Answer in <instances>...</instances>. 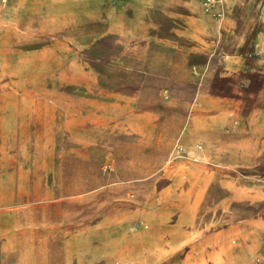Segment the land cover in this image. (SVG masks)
Instances as JSON below:
<instances>
[{"label":"rangeland","instance_id":"1","mask_svg":"<svg viewBox=\"0 0 264 264\" xmlns=\"http://www.w3.org/2000/svg\"><path fill=\"white\" fill-rule=\"evenodd\" d=\"M221 1L0 2V264H264V52Z\"/></svg>","mask_w":264,"mask_h":264},{"label":"crops","instance_id":"2","mask_svg":"<svg viewBox=\"0 0 264 264\" xmlns=\"http://www.w3.org/2000/svg\"><path fill=\"white\" fill-rule=\"evenodd\" d=\"M226 2L230 3H246V5H244V9L245 10H240L243 14V18L245 23L242 22L240 29H244L246 28L248 31L249 29H255L256 34L260 36L259 38V42L261 45V48L264 52V5L260 4V2H263V0H255L257 3H253V2H249V1H245V0H225ZM199 3V1H198ZM200 4V3H199ZM201 7V6H200ZM241 7V6H240ZM209 18V17H208ZM210 19V18H209ZM214 24H216V22L213 21ZM257 113V112H256ZM255 114V112H254ZM254 115L252 113H247L245 111L244 114H240V117H243V121L245 120V122H250L251 118ZM254 129V127H250V130ZM172 252L167 251L166 253H164V255H168Z\"/></svg>","mask_w":264,"mask_h":264},{"label":"built area","instance_id":"3","mask_svg":"<svg viewBox=\"0 0 264 264\" xmlns=\"http://www.w3.org/2000/svg\"><path fill=\"white\" fill-rule=\"evenodd\" d=\"M5 0H0L3 2ZM202 12L216 23H220L225 14L224 5L221 0H198Z\"/></svg>","mask_w":264,"mask_h":264}]
</instances>
